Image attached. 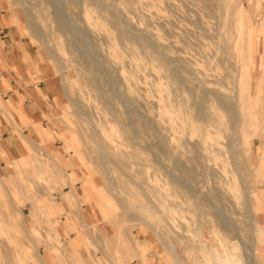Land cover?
<instances>
[{
	"label": "rangeland",
	"instance_id": "obj_1",
	"mask_svg": "<svg viewBox=\"0 0 264 264\" xmlns=\"http://www.w3.org/2000/svg\"><path fill=\"white\" fill-rule=\"evenodd\" d=\"M9 2L15 21L38 46L64 92L55 131L43 135V140L24 138L25 156L19 165L14 166L15 160L0 146L4 187L0 203L19 225L0 229V264L6 249L17 245L13 242L17 235L22 238L26 264H176L174 254L187 264H215L222 259L230 264L224 258L226 248L238 239L235 226L252 244L245 201L252 198L262 223L259 203L264 178L255 168V157L263 137H252L251 150L242 153L243 180L233 167L227 133L219 138L225 152L211 162L218 161L219 171L191 166L196 179L185 181L179 165L193 157L199 139L192 122L198 120L193 97L202 94L200 84L215 93L232 94L241 56L248 58L252 71V59L258 61L252 82L257 116L264 121V0ZM55 12L66 21L65 31L58 26ZM90 15L93 21H88ZM118 22L145 42L123 39ZM248 26L255 27L253 39L244 34ZM93 70L101 73L109 99L101 97L89 79ZM178 73L180 80L175 81ZM135 90L144 99H132ZM212 98L210 104L218 105ZM164 107L175 110L173 122ZM160 116L161 128L154 121ZM137 119L156 127L141 132ZM102 128L116 134L127 169L114 170L99 153ZM161 139L171 142L166 156ZM243 187L251 191V198ZM127 191L140 201L137 212L147 207L158 217L137 216L146 217L144 222L130 217L134 209L123 206ZM118 230H124L130 240L147 242L139 246L134 242L125 252L117 241ZM257 242L256 261L261 264L264 236Z\"/></svg>",
	"mask_w": 264,
	"mask_h": 264
},
{
	"label": "bare ground",
	"instance_id": "obj_2",
	"mask_svg": "<svg viewBox=\"0 0 264 264\" xmlns=\"http://www.w3.org/2000/svg\"><path fill=\"white\" fill-rule=\"evenodd\" d=\"M56 13L59 14L58 12H55V15H56ZM237 16L240 18L239 13H237ZM55 17H56V21H57L58 26L61 29L62 28L64 29L66 21L64 22V20L60 17V14H59V16L56 15ZM87 19H88V21L89 20L93 21L94 16L90 15L87 17ZM116 26H117V29H118V31H119V33L123 39H137L140 41L145 40V38L143 36H141V35L139 36V35L134 34L130 30L129 26H127L123 22H118ZM254 28H255L254 26H248L246 29H244L245 30L244 34L248 35L249 38L253 39L252 37L254 35ZM64 31H65V29H64ZM240 59H241V62H240L241 66H240V72L238 75L237 86H236V90L232 94H228L225 92L215 93V92H212V90L203 89V85L200 84V87L202 86V94L199 95V97H195V96L193 97V108L195 110V113L198 116V120L194 123L192 122V125L195 128V130L199 131V139L195 143V149H194L193 157L190 158L189 160H187V162L183 163L181 161L182 166L179 165V168L181 167L180 172H181L182 178L185 179V181L188 179H194L195 178L194 173H193L194 168L192 169L191 166L192 167L193 166L201 167L206 172L207 171L215 172L216 170L219 171V168H221V166L219 163H217L218 161L214 164L215 166L211 162L213 160H216V158H218L217 156H220L221 154H223L225 152V150H224L225 146H223V144L220 142L219 138L222 135H225L226 133L228 134V138H229V145H228L229 147L228 148L230 149L231 157L233 158L232 159V162L234 163L233 167L235 168L237 173L239 172L240 177H241V178L240 177L239 178L241 180H243L242 178H243L244 174L241 176V174H242L241 170H242V166H243L242 153H243V151H245V149H246V151L251 150L252 137H254V136L264 137V121L262 122L261 119L257 116L258 110H257V106H256V98H255V93H254V89H253V82H252V72L255 70V68H258V61L255 58L252 59V62L254 64V69L252 71V69L250 68L249 62L247 61L248 58H246V56H241ZM95 67H96V64H95ZM89 74H90L89 79L96 86L95 88H97L98 94L101 97H103L104 99H109V97H108L109 93H108V95H106L104 92V89H105L104 86L105 85L103 83V78H102L101 73L99 71L93 70V72H91ZM123 75H124V73H123ZM173 79L175 81L180 80V74L179 73L175 74ZM129 87H131V86L129 85ZM105 90H108V89L106 88ZM131 91L133 92L132 88H131L130 92ZM131 95H132V99H134L136 101H139L140 98L144 99V97H143L144 95H142V93L139 92L138 90H135L134 94H131ZM261 95H264V89H263V93ZM212 97H214L216 99V101L218 102V105H216L214 103L210 104V99ZM211 100H214V99L212 98ZM163 109L169 116V122H173L172 113L175 112V110L173 108L167 109L166 107H164ZM135 110H137V109H135ZM78 112H80V111H78ZM87 120H88V117L86 118V121ZM154 121H156V124L161 128V126L163 124L161 121V116L159 119L154 120ZM136 122H137V127L141 132H147L150 129L156 127V125H155V127H151V124L148 121L144 122V121L137 119ZM100 131H101L100 144L97 146L99 148V153H101L102 156H105V158L109 159L108 161H110L114 165V168H115L114 170L122 171L123 169H127L128 162H127V159L125 158V151L122 149L121 144H119L117 142V139L115 138L116 134L114 132L109 133L104 128H102V130H100ZM94 135H95V132H94ZM161 140H162L161 145H162L163 155L166 156L167 152H168V149L166 147L171 142L168 143L164 139H161ZM168 140H169V137H168ZM176 163H178V162H176ZM106 168H107V166H106ZM109 170L110 169H108V171ZM179 177H180V175H179ZM182 178H181V180H182ZM176 179H178V178H176ZM245 179H247V178H244V180ZM181 180H180V182H181ZM176 181H179V180H176ZM1 182H0V197H1V194H3V188H4L1 186L2 185ZM187 182H185V183H187ZM182 183H184V182H182ZM189 185H191V181H190V183L186 184L187 188H189L188 187ZM243 186H245L244 183H243ZM248 187L249 186H247L246 189ZM246 191H247L248 198H251L252 197L251 191L250 190H246ZM193 192H195V191H193ZM126 193H127L126 197L123 199V206L128 205L129 208L134 209L133 212L131 211L132 213L129 214L130 217L131 216L133 218L135 217L137 220H140V222L148 221V219L146 217H137L139 215H143V213H145V214L148 213L149 215H153L154 218L158 217L157 212H150V210L145 206H144L145 208H142V211H141L142 213L137 212L136 204H138V202H140V201L137 200V197L135 196V193L133 191H127ZM191 193H192V191H191ZM251 200H252V198H251ZM251 200L248 199L247 201H245L246 202L245 210H246V212L250 218L249 219V232H250V236L252 237V239H251L252 244H250V245L248 244L249 240H245L243 238L239 228L237 226H235L238 239H237V241H234L230 246H228L226 248V257L224 258L230 264H257V261H256L257 260L256 247L258 244L257 238L260 235L264 236V226L261 225L259 220H257L255 206L253 205V202ZM13 203H14V200L12 201V204ZM200 204H201V202H200ZM137 207H138V205H137ZM166 207H167V205H165V208ZM2 208H3V206L0 203V229L3 225H7V227L9 229L10 228L15 229V226H18V228H19V225L17 223H14V221L12 222V220H10V217L7 214V212L4 211ZM140 208H141V206H140ZM136 219H134V221ZM154 223L155 222L152 223L153 226L155 225ZM158 223H159V221H158ZM21 225H24V223H21ZM157 225H155V226H157ZM158 227H159V225L157 226V228ZM195 231H197L196 228H195ZM21 232H23V230ZM124 234H125L124 230H118V232H117V239L118 240L117 241L121 246L125 247L124 248L125 252H130L134 242H135L136 246H139L140 244L147 242L146 241L147 239L145 241H142L140 238L137 239L136 237L135 238L133 237V239L130 240L128 236H127V238L124 237ZM167 234H168V232H167ZM199 234H200V232H198V233L196 232L195 236H197V235L199 236ZM200 236L202 237L201 239L204 241V239H203L204 237L201 234H200ZM21 239L22 238H20L18 235L13 237V242H17V245L10 246V247H8V249H6V251L4 252L3 257L1 259V264H26L27 263V261H26L27 259L23 257L24 249H22L23 247L21 245ZM163 244L167 245V241H163ZM170 246L171 245H169V247ZM210 255H211V253H210ZM173 258L176 261V264H187L177 254H174ZM214 261H215V259H214ZM214 263L215 264H225L223 259L221 261L218 260Z\"/></svg>",
	"mask_w": 264,
	"mask_h": 264
},
{
	"label": "crops",
	"instance_id": "obj_3",
	"mask_svg": "<svg viewBox=\"0 0 264 264\" xmlns=\"http://www.w3.org/2000/svg\"><path fill=\"white\" fill-rule=\"evenodd\" d=\"M63 92L62 82L43 61L38 46L15 21L9 0H0V146L15 160L14 166L25 156L21 144L24 138L43 140V135L55 131ZM261 139L255 168L264 178V137ZM260 190V220L264 226V182ZM259 261L264 264V253Z\"/></svg>",
	"mask_w": 264,
	"mask_h": 264
}]
</instances>
